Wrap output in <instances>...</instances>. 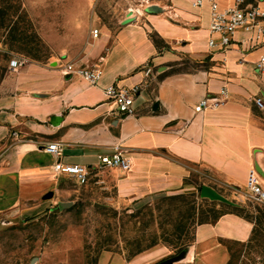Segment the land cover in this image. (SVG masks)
I'll return each mask as SVG.
<instances>
[{
    "label": "crops",
    "instance_id": "0c3cea01",
    "mask_svg": "<svg viewBox=\"0 0 264 264\" xmlns=\"http://www.w3.org/2000/svg\"><path fill=\"white\" fill-rule=\"evenodd\" d=\"M193 1L141 2L109 32L94 16L99 0H22L57 65L19 61L0 79V219L34 210L52 192L67 193L71 177L55 176L57 161L88 168V179L103 177L121 201L195 194L202 186L247 192L251 172L264 190V109L253 102L264 105V69L256 68L264 32L255 40L238 30L228 48L210 49V37L217 40L208 32L210 3ZM214 1L220 10L264 9V0ZM69 63L97 69V86L64 74ZM112 83L139 86L134 116L120 117L105 101L103 89ZM205 99L208 106L195 111ZM49 143L61 147L58 160L44 151ZM116 149L129 162L126 172L99 166V157ZM252 231L250 220L226 212L194 225L176 261L228 264L229 244L248 242ZM170 256L156 244L128 264ZM105 264H115L114 257Z\"/></svg>",
    "mask_w": 264,
    "mask_h": 264
},
{
    "label": "rangeland",
    "instance_id": "374dc122",
    "mask_svg": "<svg viewBox=\"0 0 264 264\" xmlns=\"http://www.w3.org/2000/svg\"><path fill=\"white\" fill-rule=\"evenodd\" d=\"M144 1L152 0H99L94 16L113 32L126 13ZM0 19V76L12 59L57 65V56L40 37L22 0H0ZM99 179L80 184L70 178L64 184L66 194L52 192L37 200L34 210L22 209L0 219V264H105L107 256H113L115 264H128L156 244L168 248L171 256L155 264H183L169 260L192 241L194 225L226 212L253 224L248 242L229 244L228 264H264V205L251 200L246 191L214 188L235 207L185 192L121 201L101 182L103 177ZM58 202L71 206L59 210Z\"/></svg>",
    "mask_w": 264,
    "mask_h": 264
},
{
    "label": "built area",
    "instance_id": "2783aa9c",
    "mask_svg": "<svg viewBox=\"0 0 264 264\" xmlns=\"http://www.w3.org/2000/svg\"><path fill=\"white\" fill-rule=\"evenodd\" d=\"M203 0H194L192 6L196 7L202 3ZM210 5L209 12V26L208 32L210 36H217V40L210 37L208 40V47L210 49L217 48L225 50L230 46L233 41L235 33L240 30L244 34H250L254 36L255 40H259L260 36L264 32V9L258 6H241L235 4L224 10H220L214 0H208ZM98 34L97 29H93L91 35L96 38ZM21 63L17 59H12L9 62V67H15ZM256 68L259 71L264 69V56L260 57ZM150 72V69L145 71L146 75ZM64 74L76 75L84 80L88 86L95 87L98 84L100 78V72L93 68L76 67L73 64H67L64 67ZM139 86H133L129 88L118 86L117 83H112L103 89V96L105 101L112 105L113 111L120 117H130L135 115V100L139 94ZM226 91L222 89L219 93L224 97ZM213 106L218 105L219 100L212 99ZM210 100L205 99L201 101L195 108V111H200L208 106ZM254 105L263 110L264 105L260 98L253 100ZM44 151L53 155L56 160L60 158L61 147L56 143H49L44 148ZM99 166L104 168H117L123 172L129 169V162L127 158L123 157L119 150L108 156L99 157ZM53 172L55 176L64 175L75 179L78 183L84 184L87 182L90 170L80 165H65L59 161L53 166ZM247 194L248 197L258 204L264 205V190L258 185L255 177V173L251 172L247 179Z\"/></svg>",
    "mask_w": 264,
    "mask_h": 264
},
{
    "label": "water",
    "instance_id": "95a60500",
    "mask_svg": "<svg viewBox=\"0 0 264 264\" xmlns=\"http://www.w3.org/2000/svg\"><path fill=\"white\" fill-rule=\"evenodd\" d=\"M51 65H56L55 62H52ZM200 196L202 198L211 200V201H219L222 203H227L228 201L224 199L222 196H220L216 191H214L212 188L207 187V186H202L200 189ZM71 203L70 202H59L57 203V208L59 210H62L64 208L70 207ZM180 258V255H177L176 257H172L169 261H176Z\"/></svg>",
    "mask_w": 264,
    "mask_h": 264
},
{
    "label": "trees",
    "instance_id": "16d2710c",
    "mask_svg": "<svg viewBox=\"0 0 264 264\" xmlns=\"http://www.w3.org/2000/svg\"><path fill=\"white\" fill-rule=\"evenodd\" d=\"M5 14L2 12V14H1V17H3ZM26 16V15H25ZM2 19H0V27L2 26ZM152 39H153V41H154V43H156L157 44V41H156V39L152 36ZM4 72H5V69L3 70V73L1 74V76H0V79L2 78V76L4 75ZM224 204H227L228 206H230V207H235V205L233 204V203H231V202H227V203H224ZM232 213H235V212H232ZM235 214H237V215H240V214H238V213H235ZM222 215V214H221ZM220 216V215H219ZM218 216V217H219ZM241 216V215H240ZM217 217V218H218ZM217 218H215V219H217ZM214 219V220H215ZM246 219V218H245ZM213 220V221H214ZM213 221H211V222H213ZM203 223H206V222H203ZM201 224V223H200ZM152 246H154V245H152ZM152 246H150V247H152ZM150 247H148L147 249H149ZM146 249V250H147Z\"/></svg>",
    "mask_w": 264,
    "mask_h": 264
}]
</instances>
